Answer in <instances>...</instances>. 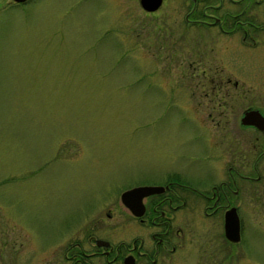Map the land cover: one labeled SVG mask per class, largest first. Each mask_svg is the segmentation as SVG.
<instances>
[{"label":"rangeland","instance_id":"374dc122","mask_svg":"<svg viewBox=\"0 0 264 264\" xmlns=\"http://www.w3.org/2000/svg\"><path fill=\"white\" fill-rule=\"evenodd\" d=\"M169 21L137 0H0V216L13 222L0 231V264L21 252L35 257L29 264H64L73 240L86 251L93 237L123 240L128 186L204 178L208 168L214 181L226 177L217 165L239 108L249 100L264 111V42L239 38L232 50ZM220 79L227 90L215 96L202 86ZM239 199L243 245L210 251L214 234L198 249L204 229L190 217V264H264V199L254 212L247 182Z\"/></svg>","mask_w":264,"mask_h":264},{"label":"flooded vegetation","instance_id":"af4514ba","mask_svg":"<svg viewBox=\"0 0 264 264\" xmlns=\"http://www.w3.org/2000/svg\"><path fill=\"white\" fill-rule=\"evenodd\" d=\"M5 1L9 6L23 4L31 0ZM137 3L145 14L157 16L162 12L164 18L170 20L168 23H174L173 25L181 27V30L183 28L184 33L187 28L193 25L197 26L201 37L211 43H219L220 47L222 44L230 43V46H226V48L237 50L240 44L239 38L243 42L241 44L248 47H251L254 42H264V0H159L153 10L144 9L139 0ZM162 7H165L166 10L162 11ZM184 33H182L183 37ZM214 54H221V51L217 50ZM226 78L228 80V77ZM222 80L220 79V82L216 83H202V86L206 90L213 91L212 96L213 94L215 96L217 92L227 90L226 87L223 88L227 84ZM231 86L235 90V87L238 86L236 80L231 82ZM247 89L254 90L251 84ZM242 95L243 93L235 90L233 97ZM211 99L213 102L211 106H216L214 110L219 113L225 110L226 105L221 99V95L219 98L216 96L215 99L214 97ZM258 103L260 102L258 101ZM239 110L236 119L237 126L231 131L232 145L227 152V162L217 165L220 173H222L221 168L225 165V178L221 175L217 181H214L211 170L208 168L202 174L204 178L195 180L187 178L180 172L170 175V178L162 183L134 184L159 185L163 188L159 192L150 193L141 198L142 210L139 214L131 212L119 198L126 211L119 224L123 225L121 229L124 233L128 232V235L124 234L125 238L115 244L105 237L87 239L92 246L89 251L83 249L81 242L73 240L61 252L64 264H190V217L193 218V222L199 223L200 230L204 229L201 233V239L204 242L197 244L198 249H202L204 243L206 245L215 243L214 250L210 251L216 252L217 246H220L221 252H226L228 249L236 247L239 242L243 245L241 215H245V213L239 199L242 186L247 182L249 207L254 212H258L260 209L257 205L258 200L264 199L261 197L264 195L259 194L264 192V120H262L264 111L254 102L250 103L249 100ZM251 110H256L262 118L255 113L257 117L254 114L247 117L251 122H243L242 117ZM214 177L216 179L217 175L214 174ZM240 179L245 181L240 183ZM198 184H204V186ZM256 185L261 186L257 192ZM206 186L208 189L205 188ZM193 206L200 209H190ZM228 208H233L237 217L238 238L232 241L225 237L223 230L224 213ZM106 216H110L108 210ZM5 222L13 224L10 218L0 216V231ZM127 226H129V230ZM11 229L14 230L13 225ZM215 230L216 233H212ZM1 234L4 235L3 232H0ZM214 234L220 238L212 243L211 240L205 239L207 236L210 239ZM7 240L6 244L13 243L14 235H10ZM0 246L3 244L0 243ZM22 254V252L15 254L11 258L14 262L12 264H29L35 258ZM213 254L215 255L213 258H217L216 253ZM216 263L214 262V264Z\"/></svg>","mask_w":264,"mask_h":264},{"label":"water","instance_id":"95a60500","mask_svg":"<svg viewBox=\"0 0 264 264\" xmlns=\"http://www.w3.org/2000/svg\"><path fill=\"white\" fill-rule=\"evenodd\" d=\"M139 3L144 9L153 10L158 5L159 0H139ZM255 113L259 115L256 110L248 111V113L244 114L241 120L245 123H249L251 121L248 120L247 117H249L251 114H254V116L257 117ZM262 120L264 119L262 118ZM162 188L163 187L159 185H134L121 191L119 198L120 201L126 205L131 212L134 214H139L142 210V205L140 203L141 198L150 193L159 192L162 190ZM223 230L227 239L232 241L238 238L237 217L233 208H228L225 210ZM103 244H106V242H103ZM126 262L128 261L126 260Z\"/></svg>","mask_w":264,"mask_h":264}]
</instances>
